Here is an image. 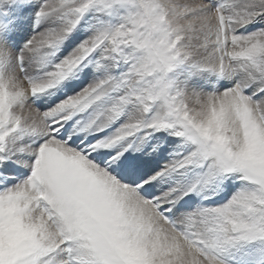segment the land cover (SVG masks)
I'll use <instances>...</instances> for the list:
<instances>
[{
	"label": "snow or ice",
	"instance_id": "snow-or-ice-1",
	"mask_svg": "<svg viewBox=\"0 0 264 264\" xmlns=\"http://www.w3.org/2000/svg\"><path fill=\"white\" fill-rule=\"evenodd\" d=\"M0 264H264V0H0Z\"/></svg>",
	"mask_w": 264,
	"mask_h": 264
}]
</instances>
